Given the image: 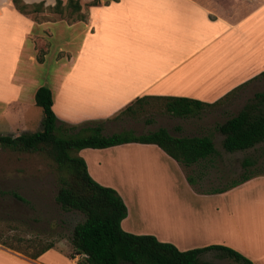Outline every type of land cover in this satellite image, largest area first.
Instances as JSON below:
<instances>
[{
	"label": "crops",
	"instance_id": "crops-1",
	"mask_svg": "<svg viewBox=\"0 0 264 264\" xmlns=\"http://www.w3.org/2000/svg\"><path fill=\"white\" fill-rule=\"evenodd\" d=\"M20 1L26 5L41 3L43 8L52 7L55 2ZM59 1L61 6L66 2ZM77 1L83 15L79 33L73 35L69 26L68 37L63 40V46L76 40L75 52L53 66L48 88L51 110L67 125H101L144 96L180 97L216 105L231 95L235 87L241 89L246 85L244 81L256 75L252 81L264 71V66L256 69V62L264 58V44L260 42L264 36V0ZM36 26L14 9L11 0H0V116L6 114L5 126L19 124L25 106L33 104L34 91L39 87L34 70L40 65L34 64L33 56L25 51L35 53L43 37L49 39L52 31L55 35L56 28L50 23L43 28ZM231 44L237 46L232 57L224 50ZM72 78H76L78 87ZM147 146L150 145L128 143L106 149H82L78 155L96 183L112 188L120 196V182L99 176L108 167L104 163H113L109 161L113 158L131 160V153L141 152ZM108 170L113 171L110 167ZM255 181L264 186V176L250 180ZM120 198L126 207L120 227L138 235L127 223L131 222L129 205ZM153 237L179 251L220 245ZM238 250L252 264H264V247ZM22 253L0 245V264H76V257H66L69 252L53 248L35 260Z\"/></svg>",
	"mask_w": 264,
	"mask_h": 264
},
{
	"label": "rangeland",
	"instance_id": "rangeland-1",
	"mask_svg": "<svg viewBox=\"0 0 264 264\" xmlns=\"http://www.w3.org/2000/svg\"><path fill=\"white\" fill-rule=\"evenodd\" d=\"M27 17L35 22L36 28H43L47 23L56 28L55 35L52 31L49 39L43 37V43L36 47L35 53L25 51L33 56L34 64L40 65L34 70L39 78L37 85L49 88L53 66L75 52L76 40L66 46H63V40L68 37L69 26L73 35L79 33L83 15L76 16L68 8H62L59 13L42 8L39 12H30ZM260 42L264 44V36ZM236 47V44H231L224 50L232 57L237 53ZM40 59L44 63H38ZM263 66L264 58H261L256 62V69ZM250 79L243 82L246 85H239L241 89L235 87L237 90L227 98L194 117L167 115L162 101L149 100L142 109L134 108L133 115L131 112H119L99 125L103 136L117 133L142 135L159 128L174 137L206 136L215 149V154L208 160L190 167L174 162L151 145L141 152L131 153V160L124 157L120 161L109 159L113 163L106 161L104 167L108 166L113 171H107V167L99 176L106 181L121 183L120 196L129 205L131 222L127 223L131 224L132 232L189 244L201 245L209 241L231 245L235 249L230 248L243 257L238 249L248 251L256 245L264 247V186L259 181L250 182L264 176V142L252 149L226 153L221 147L222 136L217 131L218 125L234 116L255 93L264 90V76ZM74 81V86L78 87L76 78H72ZM56 112L61 114L58 109ZM5 115L0 116L1 135L7 132L18 136L40 130L41 111L32 103L25 106L15 127L5 126ZM56 119L65 124L59 117ZM84 126L70 130L66 124L62 128L75 133ZM243 159L256 164L243 168ZM245 174L255 176L245 181L249 183L229 188L232 182ZM186 177L192 180L191 184ZM57 188L56 168L51 160L37 153L0 149V245L26 254L48 244L54 245L53 249L70 252L72 227L83 217L77 212L59 209L54 202ZM220 189L225 190L214 193ZM13 194L22 200L14 198ZM198 260L236 264L229 259L218 258L214 252L202 253Z\"/></svg>",
	"mask_w": 264,
	"mask_h": 264
},
{
	"label": "trees",
	"instance_id": "trees-1",
	"mask_svg": "<svg viewBox=\"0 0 264 264\" xmlns=\"http://www.w3.org/2000/svg\"><path fill=\"white\" fill-rule=\"evenodd\" d=\"M14 9L27 16L30 12H39L41 3L26 5L20 0H11ZM68 8L82 16L77 0H66L61 6L55 0L52 7L46 9L59 13ZM264 76V71L259 74ZM234 89L232 92H234ZM162 101L165 114L187 118L198 115L204 108L214 104L180 97H140L121 112L134 113L142 109L148 99ZM33 105L41 111L40 130L34 133H22L18 136L0 135V149L25 154H41L55 164L57 191L54 202L63 212H77L82 215L81 222L72 227L67 258L76 257V264H214L201 262L198 256L214 252L218 258H225L236 264H252L234 250L220 245H209L185 251L177 250L173 245L156 240L151 235H134L124 232L120 222L126 216V207L120 196L109 187L96 183L88 174L84 160L78 155L82 149H106L122 144L136 143L153 145L174 162L190 167L208 160L215 154L210 138L174 137L159 128L142 135L117 133L109 136L101 134L99 123L85 122L75 133L67 125L66 131L51 110V92L47 87L39 86L33 94ZM120 112V113H121ZM222 136L221 147L226 153L244 151L264 142V90L255 93L247 103L232 117L217 126ZM255 161L243 159V168L254 167ZM255 175H243L229 188L235 187ZM187 182L192 183L189 177ZM225 189L215 190L222 192ZM14 198L22 200L14 195ZM48 244L36 252L26 254V258L35 260L43 252L52 249ZM11 249V248H10Z\"/></svg>",
	"mask_w": 264,
	"mask_h": 264
}]
</instances>
